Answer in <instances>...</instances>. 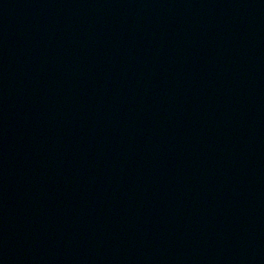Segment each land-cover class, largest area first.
<instances>
[{"label": "water", "instance_id": "1", "mask_svg": "<svg viewBox=\"0 0 264 264\" xmlns=\"http://www.w3.org/2000/svg\"><path fill=\"white\" fill-rule=\"evenodd\" d=\"M0 264H264V0H0Z\"/></svg>", "mask_w": 264, "mask_h": 264}]
</instances>
